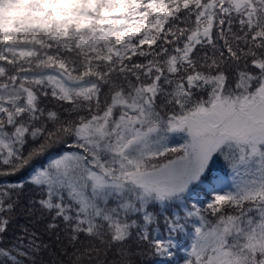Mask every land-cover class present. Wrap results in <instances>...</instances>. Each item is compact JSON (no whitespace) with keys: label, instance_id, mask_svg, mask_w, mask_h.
<instances>
[{"label":"snow or ice","instance_id":"snow-or-ice-1","mask_svg":"<svg viewBox=\"0 0 264 264\" xmlns=\"http://www.w3.org/2000/svg\"><path fill=\"white\" fill-rule=\"evenodd\" d=\"M0 12V264H264V0Z\"/></svg>","mask_w":264,"mask_h":264},{"label":"rangeland","instance_id":"rangeland-1","mask_svg":"<svg viewBox=\"0 0 264 264\" xmlns=\"http://www.w3.org/2000/svg\"><path fill=\"white\" fill-rule=\"evenodd\" d=\"M12 9H13V13H9L10 16H12L13 14H14L13 16H15L17 13H19V11L16 9V7L12 8ZM7 13H8V11H7ZM0 14H3V13L0 12ZM218 169L220 170L219 174L217 173ZM212 176H213V178L218 177L219 181H222L225 185H230L232 182L231 171L222 159L216 161V163L213 167ZM214 182H216V181L214 180ZM181 255H183V253H181ZM175 264H179V260H177L175 262Z\"/></svg>","mask_w":264,"mask_h":264},{"label":"trees","instance_id":"trees-1","mask_svg":"<svg viewBox=\"0 0 264 264\" xmlns=\"http://www.w3.org/2000/svg\"><path fill=\"white\" fill-rule=\"evenodd\" d=\"M12 8H15V7H14V6L10 7L9 10H8L7 15H9V13H13V9H12ZM1 13H3V12H1ZM19 14H20V13H17L15 16H17V15H19ZM13 15H14V14H13ZM13 15H12V16H13ZM15 16H13V17H15ZM219 172H220V170L218 169V172H217V173L219 174Z\"/></svg>","mask_w":264,"mask_h":264}]
</instances>
